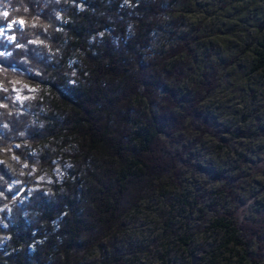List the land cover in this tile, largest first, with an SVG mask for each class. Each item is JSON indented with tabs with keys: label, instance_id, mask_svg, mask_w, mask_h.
<instances>
[{
	"label": "trees",
	"instance_id": "trees-1",
	"mask_svg": "<svg viewBox=\"0 0 264 264\" xmlns=\"http://www.w3.org/2000/svg\"><path fill=\"white\" fill-rule=\"evenodd\" d=\"M187 1L0 0V264H126L116 239L129 218L195 167L186 136L218 137L201 105L222 74L191 78L200 38L181 36L176 16ZM250 47V72L264 74V37ZM230 184L234 208L213 225L225 243L196 264H218L231 245L239 264H264V218L241 222ZM181 229L168 223L167 238Z\"/></svg>",
	"mask_w": 264,
	"mask_h": 264
},
{
	"label": "rangeland",
	"instance_id": "rangeland-1",
	"mask_svg": "<svg viewBox=\"0 0 264 264\" xmlns=\"http://www.w3.org/2000/svg\"><path fill=\"white\" fill-rule=\"evenodd\" d=\"M187 2L176 16L185 23L181 36L190 32L200 38L194 46L199 65L191 78H201L203 70L212 65L222 74L218 88L201 105L219 135L186 136L184 144L197 142L191 153L195 167L183 170L181 186L156 193L129 218L124 233L116 239L127 253L126 264H191L192 257L220 249L225 243L223 234L213 225L217 212L226 214L234 208L224 190L232 188L230 183L240 198V221L264 218V136L236 139L226 133L227 129L264 132V74L250 72L254 60L250 44L264 37V0ZM172 20L170 17L161 23L164 31L153 45L158 52L168 50ZM190 88L186 82L179 90L185 94ZM168 223L182 228L178 239L167 238ZM192 234L194 241L184 246L181 239ZM231 248L223 252L218 264H239L237 254L229 252ZM99 257L96 249L89 260Z\"/></svg>",
	"mask_w": 264,
	"mask_h": 264
},
{
	"label": "water",
	"instance_id": "water-1",
	"mask_svg": "<svg viewBox=\"0 0 264 264\" xmlns=\"http://www.w3.org/2000/svg\"><path fill=\"white\" fill-rule=\"evenodd\" d=\"M26 189V186H24L16 195H14L13 197L16 198V197H19L23 191ZM200 260V258H195L193 257V260H192V264H196L198 261Z\"/></svg>",
	"mask_w": 264,
	"mask_h": 264
},
{
	"label": "snow or ice",
	"instance_id": "snow-or-ice-1",
	"mask_svg": "<svg viewBox=\"0 0 264 264\" xmlns=\"http://www.w3.org/2000/svg\"><path fill=\"white\" fill-rule=\"evenodd\" d=\"M5 15H7V13H5Z\"/></svg>",
	"mask_w": 264,
	"mask_h": 264
}]
</instances>
